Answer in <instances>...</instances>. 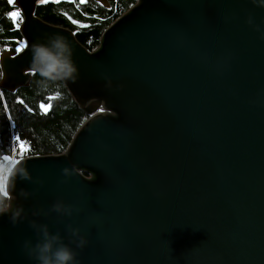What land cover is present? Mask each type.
Listing matches in <instances>:
<instances>
[{
	"label": "water",
	"instance_id": "water-1",
	"mask_svg": "<svg viewBox=\"0 0 264 264\" xmlns=\"http://www.w3.org/2000/svg\"><path fill=\"white\" fill-rule=\"evenodd\" d=\"M42 1L7 0L0 89L50 75L87 119L0 178V264H264V0H136L93 51Z\"/></svg>",
	"mask_w": 264,
	"mask_h": 264
},
{
	"label": "trees",
	"instance_id": "trees-1",
	"mask_svg": "<svg viewBox=\"0 0 264 264\" xmlns=\"http://www.w3.org/2000/svg\"><path fill=\"white\" fill-rule=\"evenodd\" d=\"M104 8L94 0H58L39 5L42 21L72 31L87 50L99 45L103 31L136 0H108ZM7 0H0V50L17 52L24 40L15 27L19 18ZM19 15V14H18ZM21 51V50H20ZM19 52V51H18ZM87 119L65 86L55 77L35 73L28 88L14 93L0 89V165L3 158L55 155L66 150ZM7 197L0 191V210Z\"/></svg>",
	"mask_w": 264,
	"mask_h": 264
},
{
	"label": "rangeland",
	"instance_id": "rangeland-1",
	"mask_svg": "<svg viewBox=\"0 0 264 264\" xmlns=\"http://www.w3.org/2000/svg\"><path fill=\"white\" fill-rule=\"evenodd\" d=\"M56 1H58V0H45V1H42V2H40V3L43 4V3H47V2H56ZM16 11H17V10H16ZM16 13H18V11L15 12V14H16ZM18 14H19V13H18ZM18 14H16V15L18 16V18H20V15H18ZM24 45H25V43H23V45L20 44V47H19L18 51L22 50L23 47H24ZM3 51H8V50H3ZM3 51L0 50V53H2ZM18 51H17V52H18ZM0 76H1V73H0ZM26 157H27V156H26ZM22 158H25V157H22V155H19V156H14V155H13V156H12V162L9 163V164H7V165H5L4 168L0 171V178H2L3 181H5V179H6L7 175H8V173L10 172V170L12 169V167L14 166L15 162L18 161V160H20V159H22ZM1 165H2V164H1ZM1 165H0V166H1Z\"/></svg>",
	"mask_w": 264,
	"mask_h": 264
},
{
	"label": "built area",
	"instance_id": "built-area-1",
	"mask_svg": "<svg viewBox=\"0 0 264 264\" xmlns=\"http://www.w3.org/2000/svg\"><path fill=\"white\" fill-rule=\"evenodd\" d=\"M5 50H7V49H5Z\"/></svg>",
	"mask_w": 264,
	"mask_h": 264
}]
</instances>
